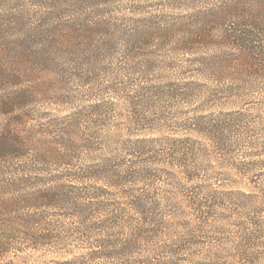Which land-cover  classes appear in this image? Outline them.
<instances>
[{
  "label": "rangeland",
  "instance_id": "374dc122",
  "mask_svg": "<svg viewBox=\"0 0 264 264\" xmlns=\"http://www.w3.org/2000/svg\"><path fill=\"white\" fill-rule=\"evenodd\" d=\"M225 1L0 0V44L27 36L31 39L27 53L21 54L14 46L6 51L0 48V100L13 99L21 105L10 117L0 113V130L10 118L23 124L16 123L23 135L31 133L23 157L0 163L22 171L28 168L35 184L31 192L41 190L43 181L57 191L59 199L56 206L40 211L42 221L33 224V229L51 236L44 246L25 254L12 253L0 264H63L74 258H83L84 264L104 263L89 262L85 255L99 234L87 231L95 228L93 223L102 227L105 216L94 213L88 217L93 222L83 226L78 219L69 218L71 211L63 206V183L83 186L75 173L101 164L102 159L112 158L111 166L122 167L121 172L128 169L135 176L120 191L142 193L156 201L154 212L173 219V232L195 224L198 215L189 199L196 191L201 195L211 190L218 193V199H213L218 206L213 215L228 219L230 224L223 230L226 237L239 233L234 223L243 216L242 200L232 201L230 193L251 194L253 199L244 202L249 207L248 217H264V72L248 69L244 63H230L239 53L223 41V26H211L213 40L197 54L227 61V77L218 82L199 76L198 68L191 64L194 57L162 47L157 41L127 53L121 33H129L135 19L192 20L194 11L209 12ZM189 3L195 9L183 10ZM17 17L21 19L19 28ZM78 21L105 23L109 30L99 39L117 41L113 50L101 59H90L86 68L69 64L63 57V31L67 22ZM192 81L198 85H191ZM230 84L235 87L233 94L223 92ZM196 119L215 125L219 122L220 130L225 131L223 149H214L211 141L190 130ZM143 138L156 139V146L154 143L153 148L137 154L132 144ZM174 140L180 148H173ZM68 141L75 143L68 153L72 157L69 162L63 160ZM192 147L199 152L196 158L186 155ZM110 192L107 197L116 198L118 192ZM139 218L130 220L128 227L140 223ZM252 253L257 264H264V237ZM149 260L157 261L153 256Z\"/></svg>",
  "mask_w": 264,
  "mask_h": 264
},
{
  "label": "trees",
  "instance_id": "16d2710c",
  "mask_svg": "<svg viewBox=\"0 0 264 264\" xmlns=\"http://www.w3.org/2000/svg\"><path fill=\"white\" fill-rule=\"evenodd\" d=\"M193 6L194 4L189 3L182 8L189 11L195 9ZM193 13L192 20L156 22L157 16L132 20L133 24L129 27L131 35L121 30L126 52L132 54L141 50L146 43L157 41L162 47H170L194 57L191 64L198 68L199 76L213 77L218 82L219 78L227 77L224 74L227 61L223 58L197 55L199 50L209 47L213 40L209 33L211 26L218 25L225 30L223 41L232 44L239 53V58L231 60L230 63H244L248 69H261L264 72V0H227L218 9ZM15 19L19 28L21 19ZM105 29L109 30L105 23L91 25L81 21L67 22L66 30L63 31V57L68 58L69 64L76 63L85 68L91 65L90 59H101L117 43L111 37L99 39ZM30 43L31 39L27 36L15 43L7 41L0 44V48L6 51L14 46L22 54L28 52ZM190 83L193 86L198 85L195 81ZM233 85L222 88V91L233 94ZM18 104L13 99L0 100L1 115L12 116L21 110V105ZM9 119L0 130L1 162L8 158L23 157L31 144V133L27 131L23 135L16 128V123H22ZM199 119L195 120L190 130L211 141L214 149H221L224 143L221 137L225 131L220 130L221 127L217 125L219 122L216 125L208 124ZM155 140L138 139L132 144V148L137 154H143L148 148H153L154 143L156 146ZM172 142L173 148L181 147L175 140ZM66 146L68 151L64 152L63 160L69 162L72 157L68 153L72 151L75 143L68 141ZM186 153L192 158L199 155L196 147ZM111 161L112 158L102 159L99 162L101 164L83 167L81 173H75L80 176L77 181L83 183V186L63 183V206L71 211L69 218L78 219L80 225L85 226L93 222L88 218L92 214L100 213L105 216L102 227L97 228L93 223L91 225L95 228L87 231L88 234L99 232L94 246L85 255L89 262L102 260L103 264H257L252 251L258 240L264 237V217H248L246 211L249 207L244 202L253 199L251 194L240 191L229 194L232 201L242 200L243 216L236 218L234 225L238 227L239 233L233 235L234 237H226L223 231L230 224L227 223L228 219L223 221L213 215L218 207L213 202V199H218V193L213 190L202 195L198 191L193 192L189 203L197 212V220L192 227L181 226L180 231L173 232V219L166 220L165 215L160 217L154 212L158 208L156 201L142 193L136 195L120 191L128 183L127 180L135 176L128 169L121 172L122 167L111 166ZM6 164L0 163V261L12 253L25 254L28 251H38L44 246L51 236L36 231L33 224L37 220L42 221L44 215L40 211L45 207L56 206L59 200L57 191L46 187L43 181L40 183L41 190L32 193L35 184L29 178L30 170H17L16 167ZM111 190L118 192L112 200L107 197ZM135 216L140 217V223L135 227H128ZM124 229L126 232L123 235L116 234ZM63 240L67 241L66 237ZM152 256L156 257L155 263L149 260ZM82 259L74 258L63 261V264H84ZM6 264L15 263L9 261Z\"/></svg>",
  "mask_w": 264,
  "mask_h": 264
}]
</instances>
